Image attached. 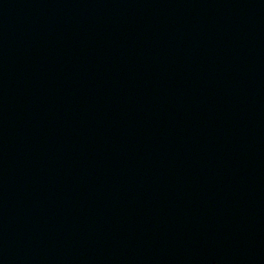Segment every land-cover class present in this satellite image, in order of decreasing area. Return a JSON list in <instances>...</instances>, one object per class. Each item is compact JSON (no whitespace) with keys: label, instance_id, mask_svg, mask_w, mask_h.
<instances>
[{"label":"water","instance_id":"1","mask_svg":"<svg viewBox=\"0 0 264 264\" xmlns=\"http://www.w3.org/2000/svg\"><path fill=\"white\" fill-rule=\"evenodd\" d=\"M0 264H264V0H0Z\"/></svg>","mask_w":264,"mask_h":264}]
</instances>
